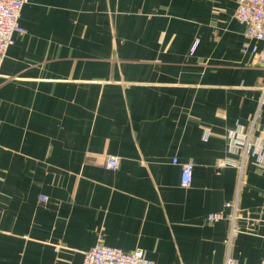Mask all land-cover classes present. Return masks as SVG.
Returning a JSON list of instances; mask_svg holds the SVG:
<instances>
[{"label": "crops", "instance_id": "1", "mask_svg": "<svg viewBox=\"0 0 264 264\" xmlns=\"http://www.w3.org/2000/svg\"><path fill=\"white\" fill-rule=\"evenodd\" d=\"M237 6L27 0L0 67V264H82L98 241L263 264L264 168L229 135H264V41Z\"/></svg>", "mask_w": 264, "mask_h": 264}, {"label": "built area", "instance_id": "2", "mask_svg": "<svg viewBox=\"0 0 264 264\" xmlns=\"http://www.w3.org/2000/svg\"><path fill=\"white\" fill-rule=\"evenodd\" d=\"M27 0H0V67L5 58L9 47L14 43V35L21 31L19 20L22 8ZM236 19L246 27V35L250 39L264 41V0H238V6L235 13ZM264 132V131H263ZM230 149L235 153L253 154L255 164L258 168H264V135L251 139V135L241 127L230 132ZM262 139L258 144L257 139ZM175 163H179L174 159ZM229 163L230 161H225ZM181 166V185L188 187L192 183L194 164L191 161L179 163ZM119 165V156L108 155L105 166L110 169H116ZM241 166V165H240ZM40 200L46 202L48 197L41 195ZM225 207L233 204L226 202ZM237 205L233 213L222 211L213 212L209 215L210 220H221L230 218L235 221ZM237 231L232 229V235ZM82 264H164L156 262L145 255L141 248L125 250L120 247L108 246L98 241L93 247L84 252ZM190 264V263H181ZM225 264H238L237 260L229 256ZM264 264V260H263Z\"/></svg>", "mask_w": 264, "mask_h": 264}]
</instances>
